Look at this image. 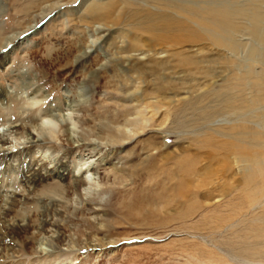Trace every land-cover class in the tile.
Listing matches in <instances>:
<instances>
[{"label": "rangeland", "instance_id": "1", "mask_svg": "<svg viewBox=\"0 0 264 264\" xmlns=\"http://www.w3.org/2000/svg\"><path fill=\"white\" fill-rule=\"evenodd\" d=\"M112 1L0 0V58L6 57L0 90L7 93L0 100V135L9 147L21 141L15 152L26 148L29 130L46 136L34 155L48 167L63 155L68 164L64 179L47 176L32 186L21 183L20 172L1 170L0 226L12 232L0 227L7 264H35L43 248L46 264H264V231L258 233L264 169H252L254 179L246 183L239 159L211 162L196 151L206 149L199 140L216 129L226 135L209 133L215 148L236 140L249 155L264 149V40L247 31L252 17L238 18L244 27L232 34L237 53L225 49L233 60L228 65L176 67L168 54L205 59L213 45L151 42L129 16L142 14L141 6L154 8L155 0H115L116 10L104 16ZM174 1L161 0L162 12L181 18L186 14L177 6L227 0ZM231 1L224 7L255 5L264 14V0ZM126 4L131 11L117 14ZM135 40L140 46L130 47ZM160 58L161 67L155 65ZM250 98H258L257 105L249 106ZM230 99L234 112L204 118L212 105ZM44 119L55 127L44 126ZM252 128L261 146L240 142ZM195 152L198 158L189 159ZM185 168L191 170L186 176ZM12 192L22 196L5 210ZM53 254L67 258L55 261Z\"/></svg>", "mask_w": 264, "mask_h": 264}, {"label": "bare ground", "instance_id": "2", "mask_svg": "<svg viewBox=\"0 0 264 264\" xmlns=\"http://www.w3.org/2000/svg\"><path fill=\"white\" fill-rule=\"evenodd\" d=\"M200 1H202V0H200ZM207 1H209V0H207ZM207 1L205 2V0H203L202 3H200V6L203 5V3L207 4ZM227 1H225V4L226 3L228 4ZM232 1L230 3H232ZM237 1L234 0V2H236L238 5ZM256 1H258V0H256ZM154 2L156 3L154 8H147L146 9L147 5H146V7H143V8L141 6V10L142 11L145 10L142 14L141 13H137V14L131 13L129 16V20L133 23V25H132L133 28H135L136 30H141V32H144V34H145V32L148 33L149 37H150L149 41H151V42L154 41L155 43L158 42V44H159L160 40H161V42H160L161 44H162V42H164L163 40H167L168 42L174 41L175 46L181 47L180 45H178L179 42L198 41V43H199V41L204 40V41H207L206 43L213 45L214 49L210 48L209 49L210 51L208 50L210 52L209 54H211V56H209L205 59H199V58L194 59L193 56L186 55V54L182 58L181 57L177 58L174 56L173 53L168 54V60H166V61L169 62V59H172L173 61H175L174 64L176 65V67H178V64L189 65L191 67L196 65V64L201 66V62H207L208 63L210 61L213 63H216L217 67H219V66L221 67L223 65H228V63H231L233 60L231 58H229L227 55H225L228 53V52L227 53L225 52V49L232 51V53H234L236 50L238 51V49H239L237 44L234 42L235 40L233 41L232 34L234 32L241 31L240 29H242L243 24H241L238 21V18L241 16L243 17L246 15L248 17L249 21H250V18L252 17L251 22L253 21V23L249 24V25H251V24L252 25H251V27L248 28L249 30H247V31L250 32V35L253 34L254 36L258 37L259 39L264 40V36H263L264 32L262 33V30H261V23L262 22L264 23V14L262 12H259L258 8L255 5L253 6L254 8L249 7V10L244 9V8L240 9V7H239V9H233V7L230 8L229 6L224 7L225 4L224 5L218 4L219 6H217V4H216L215 5L216 7L215 6L214 7H205L204 6V8H203V6L201 8H191V7L190 8H184L183 6L180 5V6H177V8H176V10L180 12V13L178 12V14L180 15V14H182L181 12H183L186 15H184L183 17L181 16V18H180V16H179V18H177L175 16L169 15L167 13V12H169V10H166L167 12L165 10H164L165 12H162L161 3H163V2H161V0H155ZM166 2H167V0H166ZM219 2L221 3L220 0H219ZM108 3H109V5L106 7V9L104 11V16L109 14V13H113L119 5V3H117L115 0L112 2H108ZM214 3H216V2H213V5H214ZM251 3H253V0H251ZM164 4L166 5V4H168V2L163 3L162 5H164ZM209 4H211V3H209ZM191 5H194V4H191ZM197 5H199V4H197ZM231 6H233V4ZM234 8H236V7H234ZM118 9H119V11L117 10L118 11L117 14L125 15L126 13L131 11L132 8L130 6L128 8V6L126 4L125 6L119 7ZM174 11H175V9H174ZM176 14H177V12H176ZM247 17H243V18H247ZM241 19H240V21H241ZM242 21H243V19H242ZM262 28H263V26H262ZM251 38H252V35H251ZM167 41H165V42H167ZM132 42L133 43L130 45V47H132V48L139 47L140 46L139 44L141 43L140 40H139L140 43H138L137 40L132 41ZM151 42H149V44ZM168 42H167V45L170 44ZM176 42H178V44ZM7 43H8V41L5 42V45H7ZM155 43H154V45H155ZM164 44H162V45H164ZM186 46H187V44H186ZM149 49H151V47H149ZM249 50H250L249 56L250 57L251 56L256 57V54L254 52L255 50H251V49H249ZM237 51H236V53H237ZM199 52H202V51L200 50ZM212 52L214 55L212 54ZM5 59H6V57H4V56L0 58V65L5 63ZM164 62H165V60L160 58L159 60L158 59L156 60L155 65L161 67V66L165 65ZM193 68H195V67H193ZM195 72H197V71H195ZM198 73H200V71ZM194 75H196V74H194ZM165 88L166 87H164V86L161 87L162 90H164ZM259 91H261V90L258 89L257 92H259ZM6 94H7L6 91L0 90V100L4 96L6 97ZM223 95H225V94L223 93ZM263 95H264V93L261 96H263ZM257 99L250 98L249 100L251 102H250L249 106L253 107L252 105L255 104V100H257ZM255 105H257V104H255ZM235 106H236V104L232 103L231 99L227 100V101L220 102L219 105H212L213 109L211 111H209V113H207L204 118L210 119V118H212V116H216L221 111H225L226 113L231 112V111L234 112ZM200 118H203V117L201 116ZM199 121H201V119ZM15 129H16V127L14 125L9 127L10 132H13V131L15 132ZM246 129L247 128L245 126H240V128H239V130L241 132L246 131ZM217 132L220 135H226L222 131H219L218 129L211 130V131L208 130V133L206 134L207 136L204 139H202V140L198 139L200 141V145L206 146V149H199L198 148L196 151L202 152V153L205 152L206 153V159L208 161H211V162L219 161L222 159L226 160V159L230 158V156L232 155L233 157H235L241 161L242 165L240 168H241V172L243 174L242 177L244 179V182L249 183V182L253 181L254 173H252L253 172L252 169L257 168L258 170H256V172H261L264 169V162H263V160H264V149H259L255 153L249 155L247 153V151L244 149V147H242L241 145H238L236 140H234L231 143V145H230L231 147L223 144L222 147L215 148L217 146L216 137H215V135L209 134V133H215L216 134ZM219 134H217V135H219ZM200 136H203V135L200 134ZM25 137H26L25 143L27 144L26 148L22 149V151H20V152H15L8 146V144H9L8 139L5 138L4 135H0V172H2L4 170H9V171L12 170V171L20 172L21 183H23L27 186H32V184L36 183V180H39V179L47 177V176H55L57 178L64 179L65 174H66L65 171L68 169V164L64 160V158L66 156L63 155V156L59 157L53 166L48 167L46 165L45 161L43 160V158L36 157L32 151L33 150L32 148H39L40 149L44 145V142L48 141V138L46 136L45 137L42 136L41 138H39L37 135L32 133L30 130L26 133ZM229 137L233 138L232 135H229ZM258 137H259L258 131H256L254 128H252L248 131V139L247 140L241 139L240 142L241 143L247 142L249 144V146H253L255 143L259 144ZM196 143L197 142H195L194 144L196 145ZM197 152H195L194 155L189 156V159L196 160L198 158L197 155H195V154H197ZM215 158H218V159L214 160ZM248 165L251 166L252 171H249L248 167H250V166H248ZM256 166H258V167H256ZM206 169L208 170L210 168H205V170ZM190 172H191V170L189 168H185L184 170H182V173L184 174V176H186ZM85 174H88L87 170H85ZM179 182H182V181H179ZM255 191L257 193V190H255ZM205 195L207 198L210 197L208 193H206ZM9 196H10V200H9L10 205H9L8 209H5L6 206L5 207L3 206L5 210H9L10 206L14 205L13 202L16 201L18 198H20V196H22V195L17 194L15 192H12V194ZM239 203L241 205H244L246 203H249V201L248 200H239ZM11 208H13V207H11ZM4 213H5V211H1V209H0V214H1L0 218L1 219L3 217L2 215H4ZM6 213H7V211H6ZM1 219H0V221H1ZM0 227L2 228V225ZM1 228H0V244H2V246H3L4 242L2 239L4 237L2 238V236H3L2 232L3 231H1ZM4 228L5 229L2 228V230H7L6 228H8V227L6 226ZM9 228H8V230H9ZM262 228H264V227H262ZM262 228L258 229V233H262V231H264V229H262ZM8 230H7V232H11ZM3 233H5V232H3ZM263 235H259V236H263ZM10 236L14 238V236L9 235V237ZM18 239L20 241V238H18ZM4 240H5V238H4ZM8 241H7V243H8ZM10 245H11V243H10ZM10 248H11V246H10ZM40 253H41V256H39V259L41 260V258H42V260H46V262H48V250H44V248H43L40 250ZM10 256L11 255H8V254L6 256L2 253V251H0V264H7V259ZM49 256H50V254H49ZM61 256H63V255H58V256L54 257V254H53L52 257L57 258V259H55V261L60 260L59 262H63V259H66L67 257L63 256L64 258L60 259ZM40 260L35 264H46V262L43 263Z\"/></svg>", "mask_w": 264, "mask_h": 264}, {"label": "clouds", "instance_id": "3", "mask_svg": "<svg viewBox=\"0 0 264 264\" xmlns=\"http://www.w3.org/2000/svg\"><path fill=\"white\" fill-rule=\"evenodd\" d=\"M72 115H73V114H72L71 112H68V113H67V117H68L69 120H71ZM42 123H43L44 126L55 127L54 123H53L51 120H48V119H44V120L42 121ZM72 127H73V128H76V127H77V125H76L75 122H72ZM20 143H21V141H19V140H14L13 144L10 145V148H11L12 150H15L16 147H17ZM89 179H90V177H89ZM40 247L43 248V245H40Z\"/></svg>", "mask_w": 264, "mask_h": 264}]
</instances>
